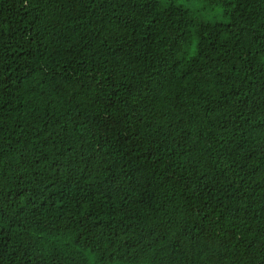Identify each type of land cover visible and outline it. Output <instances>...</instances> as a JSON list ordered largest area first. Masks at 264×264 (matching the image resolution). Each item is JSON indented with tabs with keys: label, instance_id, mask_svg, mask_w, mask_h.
<instances>
[{
	"label": "trees",
	"instance_id": "trees-1",
	"mask_svg": "<svg viewBox=\"0 0 264 264\" xmlns=\"http://www.w3.org/2000/svg\"><path fill=\"white\" fill-rule=\"evenodd\" d=\"M0 264H264V0H0Z\"/></svg>",
	"mask_w": 264,
	"mask_h": 264
}]
</instances>
